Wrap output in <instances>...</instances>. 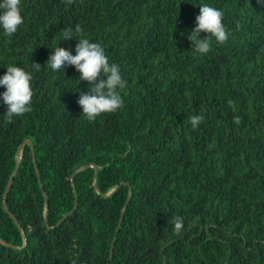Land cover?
Here are the masks:
<instances>
[{
    "label": "trees",
    "instance_id": "trees-1",
    "mask_svg": "<svg viewBox=\"0 0 264 264\" xmlns=\"http://www.w3.org/2000/svg\"><path fill=\"white\" fill-rule=\"evenodd\" d=\"M201 3L230 33L206 54L187 37ZM22 14L0 30V74L17 62L34 93L11 119L0 102V237L23 247L0 241V264H264V0H22ZM77 27L127 80L122 107L94 120L75 67H46L56 45L75 54L58 39ZM25 138L42 185L26 145L7 199L24 246L4 194Z\"/></svg>",
    "mask_w": 264,
    "mask_h": 264
},
{
    "label": "clouds",
    "instance_id": "clouds-1",
    "mask_svg": "<svg viewBox=\"0 0 264 264\" xmlns=\"http://www.w3.org/2000/svg\"><path fill=\"white\" fill-rule=\"evenodd\" d=\"M224 12L211 3L199 4V13L195 17V25L187 37L191 41V48L196 54H206L211 50V38L219 43L229 39V31L223 23ZM24 23L22 14V0H0V30L8 36L16 33L19 26ZM80 29H63L59 31L58 42L71 41L75 44V54L72 50L60 47L53 49L54 54L46 61V67L53 73H65L69 66H74L79 72V80L88 82L87 91H80L78 104L82 113L89 120L96 119L102 113L115 112L122 107L124 99L122 90L127 85L119 64L110 60L105 47L95 40L79 36ZM207 33L202 36L201 33ZM36 68L40 65L34 64ZM6 71L0 74V102L6 105L4 112L9 119L14 116L30 112L33 89V73L17 62L3 65ZM192 128H197L204 119L202 115H192L190 118ZM174 231L179 233L184 226L181 216L174 218Z\"/></svg>",
    "mask_w": 264,
    "mask_h": 264
},
{
    "label": "water",
    "instance_id": "water-1",
    "mask_svg": "<svg viewBox=\"0 0 264 264\" xmlns=\"http://www.w3.org/2000/svg\"><path fill=\"white\" fill-rule=\"evenodd\" d=\"M26 145H29V146L31 147V149H32V157H33V162H34V165H35V170H36L37 176H38V178H39V180H40V182H41V178H40V170H39V165H38V162H37V157H36V154H35V150H34L33 142H32V140H31L30 138H25L24 141H23V143L20 145V147H19V149H18V151H17V159H16L15 170H14V172H13L12 177L10 178V180H9V182H8V185H7V187H6L5 194H4V208L9 212L10 216L13 218L14 222L16 223V225L18 226V228H19L20 231L22 232V235H23V238H24V246H25V244H26V240H27V239H26V233L24 232V229H23V227L21 226V224H20V222L18 221V219L16 218V216H15V215H14V214L8 209V201H7V199H8V194H9L10 188H11V186H12L13 177H14V176L18 173V171H19V168H20V165H21V161H22V154H23V151H24V147H25ZM89 166H90V165H85V166L80 167L79 169H77V170L74 172V174H73L72 177L74 178V176H75L77 173H79V172H81L82 170L88 168ZM91 166H95L96 171L98 170V167H97L96 165H91ZM41 185H42V182H41ZM115 189H116V188H114V189L112 190V192H114ZM112 192H111V193H112ZM107 195H110V194H105V196H107ZM45 198H46V209H48V198H47V194H46V193H45ZM130 198H131V193L129 194L128 199H127V201H126V203H125V205H124V208H123V210H122V215H121V217H120L119 224H118V227H117V230H116V234H115V237H114L113 242H112L111 252L114 251L115 242H116V235H117V233H118V231H119V228H120V226H121V223H122V221H123L124 213H125V209H126V206H127L128 202H129ZM68 215H69V214H68ZM68 215H65V216L62 218V220H60L59 223L63 222V221L66 219V217H67ZM46 219H47V215H46ZM0 241H1L3 244L9 245V246H12V247H15V248H22V247H23V246H21V247L14 246V245H12L11 243L7 242L6 240H4V239L1 238V237H0Z\"/></svg>",
    "mask_w": 264,
    "mask_h": 264
}]
</instances>
